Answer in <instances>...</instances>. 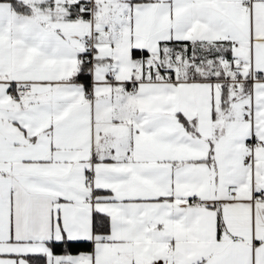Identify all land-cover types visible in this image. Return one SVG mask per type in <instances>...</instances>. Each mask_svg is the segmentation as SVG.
I'll list each match as a JSON object with an SVG mask.
<instances>
[{
    "label": "snow or ice",
    "instance_id": "snow-or-ice-1",
    "mask_svg": "<svg viewBox=\"0 0 264 264\" xmlns=\"http://www.w3.org/2000/svg\"><path fill=\"white\" fill-rule=\"evenodd\" d=\"M0 264H264V0H0Z\"/></svg>",
    "mask_w": 264,
    "mask_h": 264
}]
</instances>
